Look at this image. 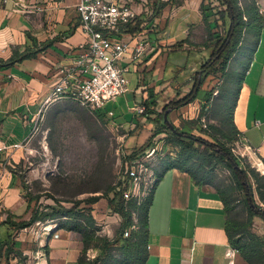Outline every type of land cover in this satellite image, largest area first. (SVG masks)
<instances>
[{"label":"crops","instance_id":"0c3cea01","mask_svg":"<svg viewBox=\"0 0 264 264\" xmlns=\"http://www.w3.org/2000/svg\"><path fill=\"white\" fill-rule=\"evenodd\" d=\"M78 1L0 0V264H87L94 260L86 258L88 250L100 256L95 246L99 228L110 237L113 226L122 223L103 193L113 187L125 157L163 135L153 136L154 123L132 109L153 102L150 108L160 111L189 94L211 54L204 44L213 17L203 12L204 0H134L145 2L150 14L140 16L137 21H143L128 38L132 45L149 42V50L139 61H131L129 54L122 61L128 88L114 102L121 115L115 117L110 102L95 112L118 139L122 160L110 170L87 169L86 152L80 148L74 162L63 168L67 175L59 176L51 172L59 153L37 148L32 141L40 132L45 139L65 116H87V107L70 98L46 101L59 70L70 66L87 42ZM239 4L244 9L255 6L262 20L249 24L223 73L205 76L192 102L167 112L172 125L190 136L212 144L237 141L253 160V168L246 164L250 180L264 188V0ZM213 92L217 94L211 97ZM200 107L208 109V132H197V122H192ZM41 154L46 158L39 159ZM211 164L179 156L158 165L153 193L131 215V224L140 226L132 240L139 236L145 256L141 264H249L232 244L238 238L247 241L237 226L246 222L247 211L245 218L237 216L234 197L239 191L232 190L233 182H217ZM94 197L96 202H87ZM56 201L67 208L81 202L79 210L94 221L90 241L85 239V221L70 215L37 219L58 220L57 228L40 239L17 227L34 214L51 213ZM41 203L47 204L44 210ZM253 220L264 224L257 215ZM116 264H126L124 255Z\"/></svg>","mask_w":264,"mask_h":264},{"label":"built area","instance_id":"2783aa9c","mask_svg":"<svg viewBox=\"0 0 264 264\" xmlns=\"http://www.w3.org/2000/svg\"><path fill=\"white\" fill-rule=\"evenodd\" d=\"M147 6L145 2L134 0H79L76 7L87 42L80 47L70 66L59 70L46 101L70 98L95 113L123 95L128 88V69L122 66L124 57L129 54L131 61H139L150 47L149 42L144 40L132 45L128 38L131 36L129 27L135 25L142 14H150ZM216 94L213 92L212 95ZM132 110L143 115L145 106L139 105ZM178 157L179 150L172 145L166 133L152 138L132 157H125L113 183L125 206L128 203L137 207L144 204L158 181V165L164 161L174 162ZM57 221L46 220L41 224L42 233L39 234H50L57 228ZM138 229L133 223L122 236L130 237ZM96 257V251L86 252L88 260Z\"/></svg>","mask_w":264,"mask_h":264},{"label":"trees","instance_id":"16d2710c","mask_svg":"<svg viewBox=\"0 0 264 264\" xmlns=\"http://www.w3.org/2000/svg\"><path fill=\"white\" fill-rule=\"evenodd\" d=\"M218 6L211 7L206 6L205 0L202 3V10L204 13L210 12L211 17H213V25L208 26V37L205 48L211 51L209 59L201 67L203 72L200 82L196 80L195 85L191 92L177 100L171 102L164 106L160 111H154L150 108L154 107V103L145 104V111L143 116L147 117L155 125V130L153 131V136L160 133H165L164 129L170 131L168 125L164 122L163 115L168 109H175L184 104L192 102L199 91L200 83L203 81L204 77L209 74L223 73L228 61L232 55L237 51L240 41L243 37L244 32L251 22H260L262 20L255 6H248L244 9L239 4V0H216ZM216 8V11L214 9ZM154 14L148 18H152ZM245 17V19H244ZM141 21V20H140ZM136 22L135 25L129 27V32H135L139 28V23ZM172 134V133H171ZM170 140L178 147L179 156L185 157L187 160L192 161V159H204L205 162H211L213 165H220L225 167L231 176L232 182L234 184L232 190H237L245 196V207L247 211V220L245 223L237 224L240 228L246 232L247 241H243L238 238L235 242H232L233 246L237 248L242 257L249 264H264V239L251 234L247 227L252 223L254 216H259L264 220V209L258 208L255 201V195L251 188L250 183V171H247L241 166L238 157L234 156L229 148H226L224 144H212L200 137L191 136L187 138L185 136H178L172 134L169 135ZM149 142V141H148ZM147 142V143H148ZM146 143V144H147ZM145 144V145H146ZM144 145V146H145ZM261 198H263L262 193H260ZM104 196L108 198V205L110 209L119 214L122 223V232L131 226L132 212L141 208L137 207L132 203H128L125 206L123 199L119 192L116 191L114 187L109 188ZM98 200V197L90 198L87 202L93 203ZM81 202H73L71 207H65L61 202L56 201L55 206L52 207V212L48 214H43L37 216L34 214L32 219L28 222H22L17 224V227L25 228L35 222L37 219H44L47 217L57 218L60 216H75L77 218L83 219L86 223L84 235L86 241H90L94 235V221L91 217L87 216L83 210H79ZM90 227V229H89ZM89 229V230H87ZM139 231V229H138ZM137 231V232H138ZM137 232L133 233L128 238L121 237L122 242L119 246L121 253H123L126 264H141L145 256L141 253L139 245V236L137 235V240L132 242L136 238ZM123 234V233H122ZM95 246L102 252L111 243L101 237H95ZM99 261V256H97L92 262L87 264H97Z\"/></svg>","mask_w":264,"mask_h":264},{"label":"rangeland","instance_id":"374dc122","mask_svg":"<svg viewBox=\"0 0 264 264\" xmlns=\"http://www.w3.org/2000/svg\"><path fill=\"white\" fill-rule=\"evenodd\" d=\"M243 3L244 2H242V4ZM205 4L206 6H214V7L218 6V2L216 0H205ZM214 11H216V8L214 9ZM114 102H110L109 107L113 109V111L115 112V117L118 118L121 115V110H119L116 107ZM188 111L189 109L186 112ZM86 112L88 117L79 114H77V116H75L74 118L65 116L63 119H60V121L58 122L59 123L57 126L58 128L53 129L52 132L45 137V139L42 136V132H40V135L36 136L32 141L33 143L32 145H34L37 148L42 149L43 147H51L54 149L55 152L59 153L57 156L56 155L54 156L55 166H51L52 168L51 172H54L55 174L62 177L67 175V171H65L63 168H67L66 166L74 162L73 158L78 154L80 148L85 149L86 157H87L86 159L87 169L91 168L93 170V169L107 168L110 170L114 168V163H117L119 159L120 161L122 160L120 156L121 148L118 139L114 138V136L110 133L111 132L110 129H107L102 123H100L99 118L95 113H92L91 111L88 110H86ZM193 113H194L193 109H191L188 112V114H193ZM194 114L195 117L192 122L194 121L195 123L197 122L195 125L197 126L195 128L196 131L199 133L210 131L208 125L209 124L208 109H206L205 107L204 108L200 107L199 109L195 110ZM89 120L92 121L91 122L92 124H89L90 122ZM174 128L179 132H183L184 134L190 135L188 132H186L185 129L184 130L180 129V126ZM164 131L169 137V133H168L169 131L165 129ZM147 142L148 140L146 141V143ZM222 142H224L223 144L226 148H229L231 150L234 156L240 159V163L242 167L248 170V168H246V164H247L249 168H253V160L251 159L250 154L245 152V150L241 151L237 141L236 142L234 141L232 143L227 141H222ZM217 144H221V143H217ZM136 149L137 148H135L134 150ZM38 158L45 159L46 156L41 154L38 155ZM211 165H212V169H214L213 178H215L217 182H220V184L222 183L223 185H230L232 179L229 171L223 166L220 165L214 166L213 163ZM80 173L84 174V172H80ZM116 179H117V175L114 177L112 183H115ZM250 183L253 184L251 188L255 195V201L257 207L264 209V188L255 185L254 181L252 182L250 180ZM93 188L95 189L96 187ZM103 189H105V187ZM260 193H262L263 198H261ZM45 196L47 199L48 197H50V194L47 193L45 194ZM234 198H235L234 200L236 201L235 202L236 208L234 211L237 213V216L245 218L246 207L244 204L242 194L237 192L236 197ZM40 206L44 210L47 204L41 203ZM135 211H136L135 213L137 214L138 210ZM44 222L45 220L39 222H33L31 225L24 228V231L27 232V234H37L38 232V237L40 239L44 236L43 234H39V232L42 233L41 224ZM120 224L121 222L119 221V223H116L113 226L114 234L110 235V237H108L107 231H104L103 229L99 228L98 236L109 241L111 245L107 246L102 251L101 255L99 256V261L97 264H116L117 262H121L123 260V254L119 249V246L121 245L120 238L122 237V233H123ZM136 225L140 229V226L137 223ZM249 232L253 235L264 238V224L256 220H252V223L249 226ZM21 259H23L22 256Z\"/></svg>","mask_w":264,"mask_h":264},{"label":"water","instance_id":"95a60500","mask_svg":"<svg viewBox=\"0 0 264 264\" xmlns=\"http://www.w3.org/2000/svg\"><path fill=\"white\" fill-rule=\"evenodd\" d=\"M201 73H202V72H200V74L198 75V81H199V82H200V80H201ZM163 119H164V122L168 125L170 131H171L173 134L178 135V136H185V137H187V138H190V137H191L190 135L183 134L182 132H179V131H177V130L174 128V126L172 125V123H171V122L169 121V119H168V112H167V111L164 113V115H163Z\"/></svg>","mask_w":264,"mask_h":264},{"label":"bare ground","instance_id":"6f19581e","mask_svg":"<svg viewBox=\"0 0 264 264\" xmlns=\"http://www.w3.org/2000/svg\"><path fill=\"white\" fill-rule=\"evenodd\" d=\"M255 161H256V159H255Z\"/></svg>","mask_w":264,"mask_h":264}]
</instances>
